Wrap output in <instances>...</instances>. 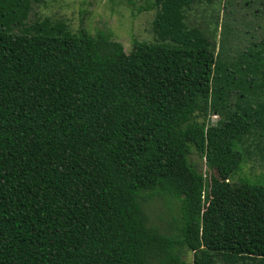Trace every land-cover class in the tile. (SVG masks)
Segmentation results:
<instances>
[{
	"label": "trees",
	"instance_id": "16d2710c",
	"mask_svg": "<svg viewBox=\"0 0 264 264\" xmlns=\"http://www.w3.org/2000/svg\"><path fill=\"white\" fill-rule=\"evenodd\" d=\"M42 2L0 0V264H264V185L238 177L264 78L226 80L193 0L146 2L129 53Z\"/></svg>",
	"mask_w": 264,
	"mask_h": 264
},
{
	"label": "rangeland",
	"instance_id": "374dc122",
	"mask_svg": "<svg viewBox=\"0 0 264 264\" xmlns=\"http://www.w3.org/2000/svg\"><path fill=\"white\" fill-rule=\"evenodd\" d=\"M148 1L152 0H43L35 7V13L40 18L64 20L73 32L83 27L92 34L98 30L111 33L129 53L135 41L154 39L155 11L144 10ZM186 16L187 25L199 28L216 46L226 80L244 85L252 79L257 81L258 75L264 78V0H193ZM255 99L258 103L264 101L260 95ZM220 117L221 113L215 110L197 120L211 126ZM239 149L244 156L238 177L264 185V131L253 130ZM189 160L207 175L199 156L192 152ZM151 212L153 217L163 216L164 220L155 222L165 226L174 209L170 213L160 200L152 205ZM184 259L191 262L192 253H186Z\"/></svg>",
	"mask_w": 264,
	"mask_h": 264
}]
</instances>
